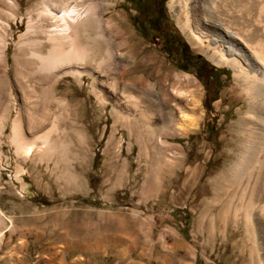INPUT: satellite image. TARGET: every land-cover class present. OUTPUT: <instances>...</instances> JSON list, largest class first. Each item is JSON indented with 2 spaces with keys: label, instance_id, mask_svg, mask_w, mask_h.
Returning a JSON list of instances; mask_svg holds the SVG:
<instances>
[{
  "label": "rangeland",
  "instance_id": "obj_1",
  "mask_svg": "<svg viewBox=\"0 0 264 264\" xmlns=\"http://www.w3.org/2000/svg\"><path fill=\"white\" fill-rule=\"evenodd\" d=\"M12 1L0 264H264V0ZM73 8L90 12L75 26L88 56L51 87L28 19L61 27ZM214 27L253 54L240 68L213 62ZM33 88L51 149L18 155L10 124L19 110L29 124Z\"/></svg>",
  "mask_w": 264,
  "mask_h": 264
},
{
  "label": "bare ground",
  "instance_id": "obj_2",
  "mask_svg": "<svg viewBox=\"0 0 264 264\" xmlns=\"http://www.w3.org/2000/svg\"><path fill=\"white\" fill-rule=\"evenodd\" d=\"M174 1H172L170 4L171 8L173 7V5L176 6L174 4ZM3 3H5L10 9L16 8V5L12 0H3ZM51 9L46 11V17H49L52 21L56 18V14H54L55 11L53 13V10ZM10 16L12 17L11 19L16 20L14 15L11 14ZM89 16L90 12H81L76 8H73L72 10L70 9L69 12L64 10L63 15L60 19V23L62 22V26L58 27L57 25L53 26L54 24H51L48 29H43L40 26V15L35 21H33L34 19L31 18L32 16L29 17L28 27L32 30L33 28L37 31L41 30L45 34L46 41L50 46V50L46 55L37 53L32 54V56L35 57L39 62L37 68L33 70L34 75L39 76L41 80L46 81L52 87L55 84L56 77H60L56 71L59 66L61 68L62 65H64L63 67H65V65L67 66L68 64L69 67V64H71V62L69 63V61L74 59L78 60L80 63L86 61L88 54L76 43L77 34L75 33V26L79 22L82 23L84 20H87ZM55 20H57V18ZM35 25L38 27H36ZM29 28L28 30H30ZM205 30V32H208L207 29ZM202 36L207 37V34L202 32ZM211 36V43L214 46L215 51L212 60L216 65H225L232 68H240V66L242 65V60L245 59L246 56H249L248 58H250L253 55L248 49L245 48L244 43L237 40V38L232 34H228V32L225 33V31H216L214 27L213 34ZM6 43L7 42L4 40L3 36L2 41L0 40V143L2 141L4 129L9 125L10 120L8 108L5 105L6 103H4V95L6 91L4 83L5 81L10 80L8 73L9 62L7 58L8 50ZM63 43L68 45L67 51L62 49ZM134 57L135 56L133 55L131 47L126 48L122 58L128 60V67L126 69L128 74L133 73L136 70V60ZM68 67H66V70H63V72L61 73H69L70 75L72 74L76 76L77 79L81 80L80 77L82 72L80 71V73L78 70H73L72 68L70 69V67ZM38 82L39 81L36 80V84H38ZM36 89L37 88H33L30 91L31 99L33 100V102L32 108H30L32 110L29 124L27 125L25 123L20 110L19 112H17L14 121H12V123L10 124V144L15 148L18 155H29L38 152L40 144L41 146L43 145L46 150L51 149V146L46 141L47 138L41 142L39 138L40 136L38 137L37 135H35L42 126L41 119L36 115L35 109L37 107V102L41 97ZM187 121L188 118L185 117V122L187 123ZM0 156L2 157L1 151Z\"/></svg>",
  "mask_w": 264,
  "mask_h": 264
}]
</instances>
